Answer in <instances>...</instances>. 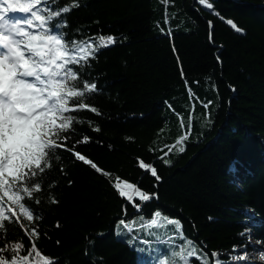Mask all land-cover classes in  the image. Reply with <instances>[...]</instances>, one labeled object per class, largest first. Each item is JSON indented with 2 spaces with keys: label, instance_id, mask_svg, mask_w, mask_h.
<instances>
[{
  "label": "trees",
  "instance_id": "16d2710c",
  "mask_svg": "<svg viewBox=\"0 0 264 264\" xmlns=\"http://www.w3.org/2000/svg\"><path fill=\"white\" fill-rule=\"evenodd\" d=\"M239 1L208 0V9L198 0H77L80 7L51 22L66 18L68 41L118 38L81 71L97 85L87 103L100 114L74 113L84 123L65 142L102 171L58 149L61 160L34 194L41 202L25 201L40 219L20 218L37 228L36 249L53 264H143L137 247L149 237L140 230L156 210L220 260L251 253L258 241L264 249V0ZM71 2L56 0L53 8ZM189 121L185 151H169ZM85 135L90 142L77 144ZM138 158L157 169L159 181ZM117 178L156 197L137 211L118 195ZM133 219V231L120 225L118 236L119 222ZM5 225L6 240L22 242L26 255L33 241L18 224Z\"/></svg>",
  "mask_w": 264,
  "mask_h": 264
},
{
  "label": "snow or ice",
  "instance_id": "6c2138e0",
  "mask_svg": "<svg viewBox=\"0 0 264 264\" xmlns=\"http://www.w3.org/2000/svg\"><path fill=\"white\" fill-rule=\"evenodd\" d=\"M198 3L208 9L213 8L208 0H198ZM54 4L56 0H0V233L4 234L0 239L5 241L0 247V264H53L36 249L34 238L39 237L37 228L26 227L20 218L22 216L30 223L40 219L31 203L26 204L25 201L41 202L40 197H34V194L43 191L42 185L48 179L45 173L61 160L58 149L64 148L73 153L75 160L90 165L96 172L102 171L92 160L74 151L75 144L68 149L65 142L70 139L66 134L75 132L74 125L84 123L74 113L89 110L100 114L96 107L87 103L91 99L90 94L98 92L97 85L83 79L81 71L101 49L116 44L118 38L97 34L79 41L66 40L65 33L61 31L66 27V18L55 24L51 22L62 18L72 8L80 7V4L72 0L63 7L53 8ZM17 13L22 15H15ZM227 24L238 33L244 31L232 20H227ZM189 95L191 98L193 94L189 92ZM200 103L207 108L211 101ZM180 123L183 127L182 119ZM92 130L99 132L100 128ZM190 130L191 121L188 132L180 136L169 151L174 148L179 153L184 152V141L188 139ZM90 139L85 135L76 143L87 144ZM164 156L160 159L165 164L170 163ZM138 167L160 180L151 163L139 160ZM53 186L48 184L49 188ZM114 188L137 211L144 202L156 197V193H146L137 184L120 178L116 179ZM137 199L140 204L135 203ZM57 202L51 200V203ZM5 222L18 224L33 241L26 255L20 254L24 249L22 242L6 240ZM120 225L129 233L133 231L132 225L121 220L117 226L118 236L123 235ZM169 225L173 226L182 243L161 264H228V261L218 258V253H206L193 240L186 238L181 223L163 216L159 210L144 221L142 227L150 230ZM134 240L132 237L127 242L132 244ZM5 252L10 254L9 257L3 255ZM257 258L264 264V252L258 253ZM232 259L247 261L248 255L238 254Z\"/></svg>",
  "mask_w": 264,
  "mask_h": 264
},
{
  "label": "rangeland",
  "instance_id": "374dc122",
  "mask_svg": "<svg viewBox=\"0 0 264 264\" xmlns=\"http://www.w3.org/2000/svg\"><path fill=\"white\" fill-rule=\"evenodd\" d=\"M15 15L19 16L22 14ZM125 223L135 225L136 220H129ZM140 231L144 233L148 232L150 234L148 236V241H146V243H142V245H139L137 247V249H143V251L138 250V256L143 257V259L146 261L143 262V264H161V261L168 258L171 251L182 243V241L178 238V235L173 231V226L171 225L167 226L166 228H152L150 230L143 228ZM196 244L199 246L198 243ZM260 252H264V249L262 247H256L251 253L247 252V261L240 262V260H232L238 261L241 264H262V262L257 258V254ZM244 253L245 252H242V254ZM228 256L226 258H228ZM221 261H227V259H223Z\"/></svg>",
  "mask_w": 264,
  "mask_h": 264
},
{
  "label": "bare ground",
  "instance_id": "6f19581e",
  "mask_svg": "<svg viewBox=\"0 0 264 264\" xmlns=\"http://www.w3.org/2000/svg\"><path fill=\"white\" fill-rule=\"evenodd\" d=\"M234 1H239V0H234ZM239 2H241V1H239ZM249 233H248L250 235L249 241L252 242L253 241L252 233L251 232H249ZM225 255L228 256V254H225Z\"/></svg>",
  "mask_w": 264,
  "mask_h": 264
}]
</instances>
